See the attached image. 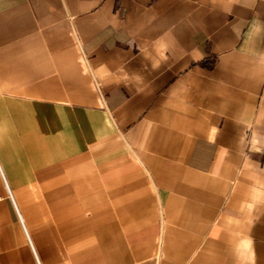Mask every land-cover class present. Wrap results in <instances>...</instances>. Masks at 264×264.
Listing matches in <instances>:
<instances>
[{"label": "crops", "instance_id": "0c3cea01", "mask_svg": "<svg viewBox=\"0 0 264 264\" xmlns=\"http://www.w3.org/2000/svg\"><path fill=\"white\" fill-rule=\"evenodd\" d=\"M0 264H264V0H0Z\"/></svg>", "mask_w": 264, "mask_h": 264}]
</instances>
